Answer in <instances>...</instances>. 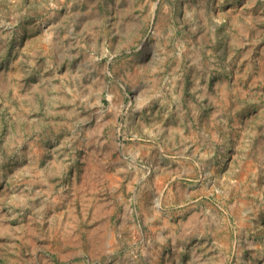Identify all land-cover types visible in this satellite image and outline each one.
I'll list each match as a JSON object with an SVG mask.
<instances>
[{
	"label": "rangeland",
	"instance_id": "374dc122",
	"mask_svg": "<svg viewBox=\"0 0 264 264\" xmlns=\"http://www.w3.org/2000/svg\"><path fill=\"white\" fill-rule=\"evenodd\" d=\"M4 114L101 162L87 264H264V0H0Z\"/></svg>",
	"mask_w": 264,
	"mask_h": 264
},
{
	"label": "crops",
	"instance_id": "0c3cea01",
	"mask_svg": "<svg viewBox=\"0 0 264 264\" xmlns=\"http://www.w3.org/2000/svg\"><path fill=\"white\" fill-rule=\"evenodd\" d=\"M9 59L4 53V65ZM19 59L14 57V79L22 75ZM14 89L13 103L20 107L21 85ZM0 126L20 149L0 154V264H87L84 257L94 255L102 240L96 218L86 221V172L100 170L97 155L87 163L85 153L67 151L60 131L50 149L22 151L21 120L4 114ZM87 223L94 226L87 230Z\"/></svg>",
	"mask_w": 264,
	"mask_h": 264
}]
</instances>
